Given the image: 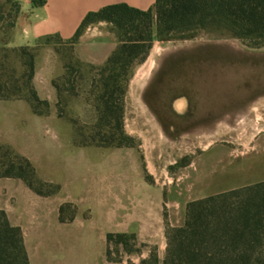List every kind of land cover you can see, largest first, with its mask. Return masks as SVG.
<instances>
[{"label":"rangeland","instance_id":"1","mask_svg":"<svg viewBox=\"0 0 264 264\" xmlns=\"http://www.w3.org/2000/svg\"><path fill=\"white\" fill-rule=\"evenodd\" d=\"M17 10L16 0L0 1V86L22 87L26 80L22 63L34 52L32 83L35 79L40 94L48 95L50 75L56 92L54 104L47 100V112L52 108L58 119L49 127L53 131L42 136L44 142L53 140L49 151L53 159L67 158L68 135L74 145L86 143L103 150L117 147L90 143L127 144L120 146L127 149L113 150L107 159L118 160L130 171L126 165L136 153L144 177L163 188L164 224L181 221L190 200L264 181V44L253 45L227 29L210 27L159 37L153 15L122 9L112 12L111 20L88 22L79 33L88 40L112 37L118 46L129 36L151 38L144 58L111 65L122 71L118 83L127 81L120 125L115 119L105 124L99 96L101 83L110 74L101 68L106 60L97 64L80 59L74 46L78 36L66 41L41 38L35 45H22L25 53L21 46H9ZM37 108L44 110L45 105ZM15 154L0 146V173L9 161L18 162ZM246 195L228 199L236 202ZM151 246L155 245L135 240L130 252L114 243L109 250L111 257L121 260L134 255L135 249ZM156 247L162 264L165 238Z\"/></svg>","mask_w":264,"mask_h":264},{"label":"crops","instance_id":"2","mask_svg":"<svg viewBox=\"0 0 264 264\" xmlns=\"http://www.w3.org/2000/svg\"><path fill=\"white\" fill-rule=\"evenodd\" d=\"M16 1L18 10L7 39L9 46L35 45L45 37L70 40L88 13L109 5L151 10L155 18V0ZM74 46L80 59L98 64L108 58L117 41L101 36L88 40L78 35ZM49 78L48 95L40 94L35 79L33 84L41 99L54 104L56 92ZM54 119L58 118L52 108L37 114L26 100L0 99V146L27 158L38 179L59 187L55 193L41 195L21 178L0 177V209L11 225L21 229L29 264H127L126 259L137 264L148 249L109 260L106 235L132 233L138 242L156 246L165 238L163 188L144 177L136 153L127 162L130 171L119 166L118 160L107 159L111 151L127 148L103 150L94 145H74L68 135L67 158L53 159L49 154L53 140L44 142L42 136L52 128ZM102 152L105 157H94ZM67 203L72 210H65L61 220L59 207ZM184 220L185 215L181 221L170 219L169 225L180 226ZM160 254L157 249L158 258Z\"/></svg>","mask_w":264,"mask_h":264},{"label":"trees","instance_id":"3","mask_svg":"<svg viewBox=\"0 0 264 264\" xmlns=\"http://www.w3.org/2000/svg\"><path fill=\"white\" fill-rule=\"evenodd\" d=\"M41 2L42 0L38 1ZM121 9L143 13L146 16L152 15L151 10L140 11L125 4L109 5L88 13L71 39H75L88 22L96 19L111 20L110 14ZM153 11L156 18V33L159 37L167 36L171 32L210 27L227 29L239 38L253 41V45L264 44V0H155ZM148 29L146 28V32H149ZM150 41L149 35L146 38L137 35L121 39L101 67L102 71L110 73L101 83L103 91L99 96L105 124L115 119L120 125L127 81L125 78L122 83H118L117 78L122 71L113 70L111 65L129 63L139 56L141 60L150 47ZM25 49L26 46L20 47L24 53ZM27 55L22 63L25 69L23 72V76L26 77L25 83L22 87L0 86V99H23L29 102L33 112L45 114L48 102L38 96L32 83L34 52ZM38 104L45 105V109H38ZM58 116H61L60 112ZM90 144L128 146L112 142ZM14 157L18 162L9 161L0 177L21 178L33 191L41 195L58 191L57 184L42 181L35 176L34 167L27 158L18 154ZM43 187L52 189L43 191ZM239 193L247 194L246 198L236 202L228 199ZM70 207L68 203L59 207L61 220L64 219L65 210ZM164 235L162 264H264V181L188 201L184 223L180 226H170L166 223ZM135 240L132 233H108L107 258L119 260L118 257L110 255L111 243L121 244L130 252L133 250L131 246L135 245ZM0 264H29L21 229L11 225L1 209ZM137 264H159L157 247H149L147 255L140 257Z\"/></svg>","mask_w":264,"mask_h":264}]
</instances>
